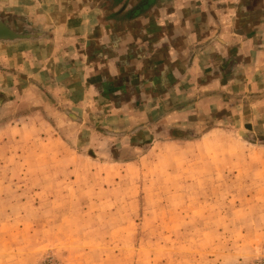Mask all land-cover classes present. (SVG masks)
<instances>
[{"label": "rangeland", "instance_id": "1", "mask_svg": "<svg viewBox=\"0 0 264 264\" xmlns=\"http://www.w3.org/2000/svg\"><path fill=\"white\" fill-rule=\"evenodd\" d=\"M19 1L31 0L0 11ZM52 59L37 66L53 71L52 106L30 107L27 83L0 105V264H264V84L213 91L181 131L172 99L111 106L80 80L61 96ZM34 113L53 130L19 141L13 127Z\"/></svg>", "mask_w": 264, "mask_h": 264}, {"label": "crops", "instance_id": "2", "mask_svg": "<svg viewBox=\"0 0 264 264\" xmlns=\"http://www.w3.org/2000/svg\"><path fill=\"white\" fill-rule=\"evenodd\" d=\"M32 1L14 2L16 12L0 11L2 106L7 105L2 99L15 89L19 96L25 83L30 107L52 106L46 92L50 96L54 90L47 80L53 71L37 66L54 57L61 60L54 72L62 80L61 96L80 80L82 96L91 93L111 106L141 107L172 99L173 128L181 131V124L196 118L199 109L211 111L213 91L227 100L231 92L248 91L249 80L257 82L255 89L264 84L257 80L264 78V0H238L232 8L228 0ZM39 50L46 52L44 62L37 58ZM75 72L80 79L66 76ZM20 120L12 129L19 141L42 137L41 126L53 130L51 120L37 114ZM0 216H5L2 209Z\"/></svg>", "mask_w": 264, "mask_h": 264}, {"label": "water", "instance_id": "3", "mask_svg": "<svg viewBox=\"0 0 264 264\" xmlns=\"http://www.w3.org/2000/svg\"><path fill=\"white\" fill-rule=\"evenodd\" d=\"M247 128L251 130L252 129V126L251 125H247Z\"/></svg>", "mask_w": 264, "mask_h": 264}]
</instances>
